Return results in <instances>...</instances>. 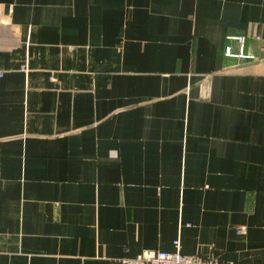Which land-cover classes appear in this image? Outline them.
I'll use <instances>...</instances> for the list:
<instances>
[{
  "label": "crops",
  "instance_id": "0c3cea01",
  "mask_svg": "<svg viewBox=\"0 0 264 264\" xmlns=\"http://www.w3.org/2000/svg\"><path fill=\"white\" fill-rule=\"evenodd\" d=\"M0 71V264H264V0H0Z\"/></svg>",
  "mask_w": 264,
  "mask_h": 264
},
{
  "label": "built area",
  "instance_id": "2783aa9c",
  "mask_svg": "<svg viewBox=\"0 0 264 264\" xmlns=\"http://www.w3.org/2000/svg\"><path fill=\"white\" fill-rule=\"evenodd\" d=\"M228 42H234L238 45V52H235L233 45L225 48V56L236 59H254L244 51L246 38L244 36H227ZM4 73L0 71V96L1 80ZM238 235L247 236V228L240 227L237 230ZM175 251L166 252L159 250H145L136 257H125L121 264H221L215 257H202L200 255H185L180 250L179 241L174 242Z\"/></svg>",
  "mask_w": 264,
  "mask_h": 264
}]
</instances>
